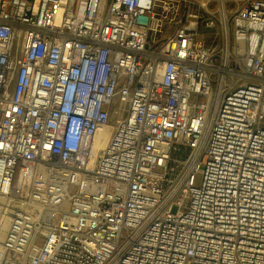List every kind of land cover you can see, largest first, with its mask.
<instances>
[{
	"label": "built area",
	"instance_id": "built-area-1",
	"mask_svg": "<svg viewBox=\"0 0 264 264\" xmlns=\"http://www.w3.org/2000/svg\"><path fill=\"white\" fill-rule=\"evenodd\" d=\"M0 264H264V0H0Z\"/></svg>",
	"mask_w": 264,
	"mask_h": 264
},
{
	"label": "bare ground",
	"instance_id": "bare-ground-1",
	"mask_svg": "<svg viewBox=\"0 0 264 264\" xmlns=\"http://www.w3.org/2000/svg\"><path fill=\"white\" fill-rule=\"evenodd\" d=\"M257 37L255 35L252 36V42H251V49L255 47ZM99 138H106L107 137V131L101 133L98 135ZM105 142V140H104ZM104 142L102 141L101 147L104 145Z\"/></svg>",
	"mask_w": 264,
	"mask_h": 264
},
{
	"label": "rangeland",
	"instance_id": "rangeland-1",
	"mask_svg": "<svg viewBox=\"0 0 264 264\" xmlns=\"http://www.w3.org/2000/svg\"><path fill=\"white\" fill-rule=\"evenodd\" d=\"M230 4V3H229ZM230 6V5H229ZM200 175L198 174L197 176H196V185H198L199 184V182H200Z\"/></svg>",
	"mask_w": 264,
	"mask_h": 264
}]
</instances>
